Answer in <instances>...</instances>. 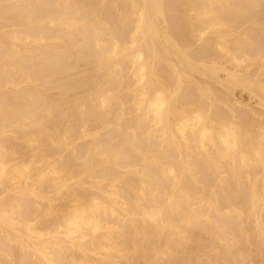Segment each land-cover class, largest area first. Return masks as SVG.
<instances>
[{
  "label": "bare ground",
  "instance_id": "6f19581e",
  "mask_svg": "<svg viewBox=\"0 0 264 264\" xmlns=\"http://www.w3.org/2000/svg\"><path fill=\"white\" fill-rule=\"evenodd\" d=\"M0 264H264V0H0Z\"/></svg>",
  "mask_w": 264,
  "mask_h": 264
}]
</instances>
